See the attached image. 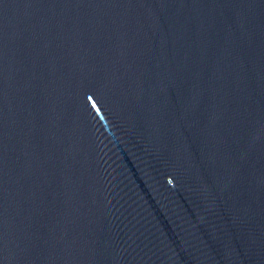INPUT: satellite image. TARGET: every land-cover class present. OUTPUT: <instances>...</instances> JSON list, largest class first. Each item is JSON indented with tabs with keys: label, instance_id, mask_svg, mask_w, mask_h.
Masks as SVG:
<instances>
[{
	"label": "water",
	"instance_id": "water-1",
	"mask_svg": "<svg viewBox=\"0 0 264 264\" xmlns=\"http://www.w3.org/2000/svg\"><path fill=\"white\" fill-rule=\"evenodd\" d=\"M0 264H264V0H0Z\"/></svg>",
	"mask_w": 264,
	"mask_h": 264
}]
</instances>
